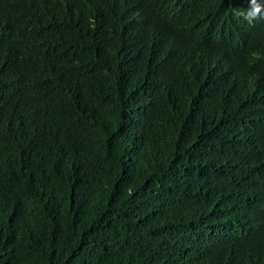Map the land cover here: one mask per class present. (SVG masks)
Segmentation results:
<instances>
[{"label":"trees","instance_id":"1","mask_svg":"<svg viewBox=\"0 0 264 264\" xmlns=\"http://www.w3.org/2000/svg\"><path fill=\"white\" fill-rule=\"evenodd\" d=\"M240 1L0 0V264H264Z\"/></svg>","mask_w":264,"mask_h":264},{"label":"clouds","instance_id":"2","mask_svg":"<svg viewBox=\"0 0 264 264\" xmlns=\"http://www.w3.org/2000/svg\"><path fill=\"white\" fill-rule=\"evenodd\" d=\"M61 7L65 0H57ZM241 11L243 19L249 24L264 20V0H241L236 6Z\"/></svg>","mask_w":264,"mask_h":264}]
</instances>
